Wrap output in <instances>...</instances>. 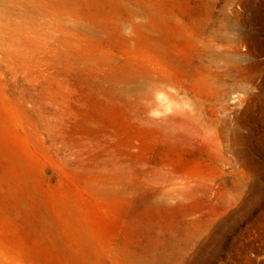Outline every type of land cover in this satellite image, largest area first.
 I'll list each match as a JSON object with an SVG mask.
<instances>
[{
    "label": "rangeland",
    "instance_id": "obj_1",
    "mask_svg": "<svg viewBox=\"0 0 264 264\" xmlns=\"http://www.w3.org/2000/svg\"><path fill=\"white\" fill-rule=\"evenodd\" d=\"M0 33V264H264V0H0Z\"/></svg>",
    "mask_w": 264,
    "mask_h": 264
},
{
    "label": "crops",
    "instance_id": "obj_2",
    "mask_svg": "<svg viewBox=\"0 0 264 264\" xmlns=\"http://www.w3.org/2000/svg\"><path fill=\"white\" fill-rule=\"evenodd\" d=\"M0 210H1V205H0ZM8 225H9V223H8ZM5 236H6V230L3 227L1 228V220H0V262H1V260L4 262L6 261V256L1 254V244H3L1 239L4 238ZM7 260H8V258H7Z\"/></svg>",
    "mask_w": 264,
    "mask_h": 264
},
{
    "label": "bare ground",
    "instance_id": "obj_3",
    "mask_svg": "<svg viewBox=\"0 0 264 264\" xmlns=\"http://www.w3.org/2000/svg\"><path fill=\"white\" fill-rule=\"evenodd\" d=\"M1 34V33H0Z\"/></svg>",
    "mask_w": 264,
    "mask_h": 264
}]
</instances>
